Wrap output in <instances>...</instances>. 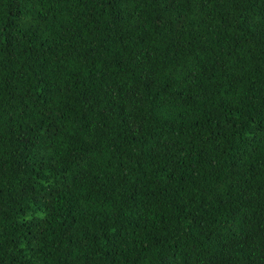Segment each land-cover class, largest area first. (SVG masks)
<instances>
[{
  "label": "trees",
  "instance_id": "1",
  "mask_svg": "<svg viewBox=\"0 0 264 264\" xmlns=\"http://www.w3.org/2000/svg\"><path fill=\"white\" fill-rule=\"evenodd\" d=\"M0 264H264V0H0Z\"/></svg>",
  "mask_w": 264,
  "mask_h": 264
}]
</instances>
